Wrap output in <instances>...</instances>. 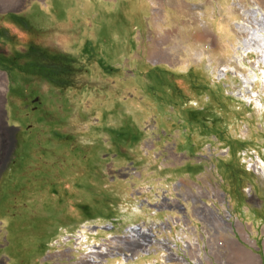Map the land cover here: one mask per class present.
Masks as SVG:
<instances>
[{"label": "rangeland", "instance_id": "rangeland-1", "mask_svg": "<svg viewBox=\"0 0 264 264\" xmlns=\"http://www.w3.org/2000/svg\"><path fill=\"white\" fill-rule=\"evenodd\" d=\"M190 2L0 5V264H159L193 205L264 204V52L233 59L231 3Z\"/></svg>", "mask_w": 264, "mask_h": 264}, {"label": "crops", "instance_id": "crops-1", "mask_svg": "<svg viewBox=\"0 0 264 264\" xmlns=\"http://www.w3.org/2000/svg\"><path fill=\"white\" fill-rule=\"evenodd\" d=\"M1 1L0 5L4 7L7 0ZM228 1L239 12L243 7V16L245 13L246 20L251 19L253 22V18L258 16L254 28L256 31L263 29L264 17L255 12L261 15L264 13V0H213V3L215 8L223 9ZM190 3L193 8H200L199 0H191ZM235 3L237 5L234 6ZM230 6L228 3L229 12L236 13L231 22L241 21L243 16ZM251 7L258 9L249 12L247 8L250 10ZM237 29L233 32L236 36L233 35L228 44L247 33L245 30ZM259 48L264 50V44L259 45ZM5 90L0 89V115ZM261 93L264 94V87ZM261 99L258 98L257 101L264 106ZM2 146L3 143L0 141V154ZM248 190L251 194L250 192L245 194L244 191ZM223 193L226 194V200H215L208 205L195 204L192 207V218L186 217V213L182 215L179 222L181 240L176 238L175 233V237H165L164 241H161L163 247L159 253L160 264H264V204L259 192H256L254 186L245 184L243 187H231ZM170 247H173L172 251ZM175 250H180V255L177 253L175 256Z\"/></svg>", "mask_w": 264, "mask_h": 264}, {"label": "bare ground", "instance_id": "bare-ground-1", "mask_svg": "<svg viewBox=\"0 0 264 264\" xmlns=\"http://www.w3.org/2000/svg\"><path fill=\"white\" fill-rule=\"evenodd\" d=\"M255 14L259 15L258 12H255ZM244 16H246L245 13H244ZM243 17H242V20L240 19L241 21H237L234 24L237 28L247 31V33L245 35H243L244 38L242 36L243 39L241 37H239L238 40H234L235 42L234 41L232 43L230 42L231 47H229L232 50V54L229 56H232L233 59L237 60L239 63H242L244 58H246V56L250 52H259V53L264 52V50L259 48V45L264 44V27H263V29L258 30V31H256V29L254 28V26L257 25L256 22H258V16L253 18L255 25H251V24H253L251 19L246 20L245 17L244 18ZM262 17H264V13H262ZM242 40L244 41V44H242V42H243ZM250 73H252V72H250ZM251 76L255 79L256 74L252 73ZM243 81L247 82L248 80L246 78H243ZM1 89H5V86H4V88H1ZM242 90H243L242 91V97L245 96L249 99L250 94H245L244 88H242ZM251 92L254 93L253 91H251ZM256 105H257L259 111H261L260 107L262 106V104L260 102L258 103V101H257ZM99 248L95 247V246L88 248V250H90V251L86 255L88 256L89 260L95 261V260H97V258L100 255H103L106 252V247H102L101 249H99ZM92 249H94V250H92Z\"/></svg>", "mask_w": 264, "mask_h": 264}, {"label": "flooded vegetation", "instance_id": "flooded-vegetation-1", "mask_svg": "<svg viewBox=\"0 0 264 264\" xmlns=\"http://www.w3.org/2000/svg\"><path fill=\"white\" fill-rule=\"evenodd\" d=\"M130 227H133V226H130ZM131 231H133L131 228H129ZM136 230H137V234H140V236L142 237V238H144V239H146L147 238V240L149 239L148 238V234H147V232H143V233H140V227L138 226L137 228H136ZM147 234V235H146ZM180 238V237H179ZM179 238H177V239H179ZM131 240H135L134 238H131Z\"/></svg>", "mask_w": 264, "mask_h": 264}, {"label": "built area", "instance_id": "built-area-1", "mask_svg": "<svg viewBox=\"0 0 264 264\" xmlns=\"http://www.w3.org/2000/svg\"><path fill=\"white\" fill-rule=\"evenodd\" d=\"M174 244V243H173ZM175 245V244H174ZM175 248H176V246H175ZM170 249H171V251H172V249H173V247H170ZM174 251V250H173ZM179 251V252H178ZM175 250V256H176V254L178 253L179 255H180V250ZM164 253V255H165V252H163ZM182 256V258H184L183 257V255H181ZM157 260L156 259H154L153 261H151V262H144V263H141V264H155V262H156ZM160 262H161V259L159 258V264H160Z\"/></svg>", "mask_w": 264, "mask_h": 264}, {"label": "water", "instance_id": "water-1", "mask_svg": "<svg viewBox=\"0 0 264 264\" xmlns=\"http://www.w3.org/2000/svg\"><path fill=\"white\" fill-rule=\"evenodd\" d=\"M34 99H36V97H34ZM139 225H136L135 227H130L133 231H135L137 233V230L136 228L138 227ZM148 234V235H147ZM146 235L149 237L152 233H147ZM175 244V243H174Z\"/></svg>", "mask_w": 264, "mask_h": 264}]
</instances>
